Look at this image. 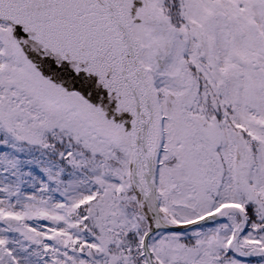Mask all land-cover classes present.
<instances>
[{
    "label": "snow or ice",
    "instance_id": "6c2138e0",
    "mask_svg": "<svg viewBox=\"0 0 264 264\" xmlns=\"http://www.w3.org/2000/svg\"><path fill=\"white\" fill-rule=\"evenodd\" d=\"M0 264H264V0H0Z\"/></svg>",
    "mask_w": 264,
    "mask_h": 264
}]
</instances>
